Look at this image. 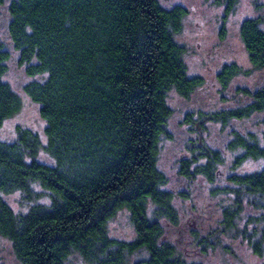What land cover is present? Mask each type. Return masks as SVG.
I'll use <instances>...</instances> for the list:
<instances>
[{"label": "trees", "instance_id": "trees-1", "mask_svg": "<svg viewBox=\"0 0 264 264\" xmlns=\"http://www.w3.org/2000/svg\"><path fill=\"white\" fill-rule=\"evenodd\" d=\"M7 1L10 38L20 64L35 77L24 89L40 104L47 139L23 127L14 141L0 136V236L12 242L22 264H70L73 254L89 264H203L187 261L164 237L162 220L176 224L179 214L158 164L163 138L172 137L169 93L187 97L204 83L189 74L186 49L176 38L188 9L167 8L160 0H0V7ZM219 1L227 14L238 2ZM241 37L252 64L263 68L262 18H246ZM10 59L0 42V130L23 105L5 80ZM242 72L238 64H226L218 78L227 86ZM243 91L252 102L201 115L197 126L204 128L206 120L226 125L264 110V86ZM229 148L242 149L237 165L264 160V140L253 133L234 130ZM196 150L182 161L180 173L215 181L222 155L206 145ZM42 151L54 164L38 159ZM229 182L213 191L231 198L223 210V232L237 228L244 198H250V206L260 210L243 237L262 255L264 167L233 174ZM17 191L29 200L47 193L50 201L18 213L5 198ZM122 210L130 213L133 240L109 233L110 221ZM143 251L146 257L132 260Z\"/></svg>", "mask_w": 264, "mask_h": 264}, {"label": "rangeland", "instance_id": "rangeland-1", "mask_svg": "<svg viewBox=\"0 0 264 264\" xmlns=\"http://www.w3.org/2000/svg\"><path fill=\"white\" fill-rule=\"evenodd\" d=\"M160 1L167 8L182 5L188 9L183 28L176 38L186 49L185 61L189 74L204 79V83L187 97L175 90L168 96V103L173 110L168 124L172 137L163 138L158 164L168 177L165 188L174 193L179 221L174 224L162 220L164 237L174 243L189 262L264 264V250L262 255L256 254L252 243L243 237L249 219L258 215L260 208L250 206V198H244V208L237 228L223 232V210L231 204V198L213 193L215 187L229 185L231 175L253 173L264 167V160L261 159H248L237 165L236 159L242 149L229 148L234 130L245 135L253 133L264 140V110L253 113L250 117L230 119L226 125L210 123L212 120H206L204 128L196 124L201 115L249 104L253 99L243 90L256 92L264 86V67L256 68L252 64L241 37V25L246 18L261 17L264 26V0H238L234 10L228 14L225 4L219 0ZM8 3L9 1L0 7V42L11 52L5 80L20 95L23 105L19 112L5 121L0 136L3 140L14 141L18 136V127H23L38 132L46 141L47 123L41 116L40 104L27 95L24 89L35 77L29 76L25 66L20 64L19 51L9 35L11 17ZM231 63L241 66L244 72L224 86L219 81L218 74L224 65ZM36 78L41 79L43 76ZM201 145L218 151L224 160L217 166L219 174L213 182L201 177L188 179L180 173L182 161L191 159ZM38 159L49 164L55 162L45 151L40 153ZM5 198L18 213L27 212L37 202L50 201L47 193L39 200H29L22 191L5 195ZM109 233L112 237L123 240H133L136 237V230L127 210L119 211L110 221ZM202 240L210 243L202 245ZM146 255L143 251L133 255L132 260ZM0 264H22L12 242L2 236ZM70 264L89 263L80 255L73 254Z\"/></svg>", "mask_w": 264, "mask_h": 264}]
</instances>
